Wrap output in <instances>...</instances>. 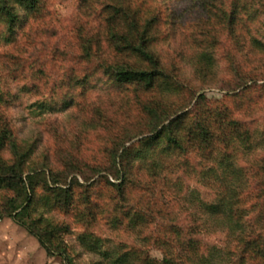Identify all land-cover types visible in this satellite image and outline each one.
Wrapping results in <instances>:
<instances>
[{"label": "trees", "instance_id": "trees-1", "mask_svg": "<svg viewBox=\"0 0 264 264\" xmlns=\"http://www.w3.org/2000/svg\"><path fill=\"white\" fill-rule=\"evenodd\" d=\"M80 1L81 6L87 4L93 9L92 0ZM217 1L192 0V10L197 14L192 18V37L199 43L192 69L203 82L214 72L219 29H226L237 44L247 43L239 39L246 19L242 1ZM45 2L0 0V23L6 28L7 43L15 42L16 29L22 27L26 18H44ZM147 3V0H103L96 11L98 24L94 28L78 26L81 58L94 67L92 72L88 68L69 80L76 92L65 107L76 106L83 113L80 123H74L64 133L65 139L55 137L67 141V149L75 150L73 155L66 154L62 168L52 167L49 156L44 158L45 166L37 167L38 142H19L0 108V191L11 193L0 202V221L12 218L35 236L48 254L64 256L68 261L65 236L72 232L70 224L38 213L39 209L57 210L82 224H98L107 217L101 200L108 189L115 191L117 195L113 196H118L123 204L109 218L111 228L117 230L125 220L135 228L150 212L160 213L162 219L174 213L159 208L172 199V192L163 187L169 186L171 170L187 174L198 170L209 173L217 165L236 168L241 148L253 152L262 143L254 128L235 115L233 109L224 102L217 105L204 94L197 97L198 88L184 80L180 67L166 66L157 44L160 34H167L161 25H167L170 16L162 10L155 12ZM185 15L180 12V19L184 21ZM160 18L164 21L161 25ZM250 40L252 48L256 44L264 47L263 42L252 37ZM101 74L107 76L114 90L105 100L90 101L88 94ZM2 101H7L4 96H0ZM52 131L56 136L57 130ZM7 148L12 149L9 157L2 155ZM256 176L254 189L264 200V157ZM173 185L176 187V182L168 188ZM133 200L139 203L134 204ZM239 211L230 201L204 206L207 218L224 214L237 227L241 261L248 262L254 253L264 249V238L253 235L255 226L246 225L244 213ZM165 230L163 237L155 240L161 245L162 260L149 257L147 251H137L135 246L118 252L104 249L108 240L94 231L85 230L78 241L88 250L102 252L111 264L210 263L199 250L197 240L191 237L197 230H192L189 237L183 235L181 240L177 223H170ZM169 234L173 236L167 238ZM175 238L188 244L194 256L174 251ZM141 239L148 241L145 237Z\"/></svg>", "mask_w": 264, "mask_h": 264}, {"label": "rangeland", "instance_id": "rangeland-1", "mask_svg": "<svg viewBox=\"0 0 264 264\" xmlns=\"http://www.w3.org/2000/svg\"><path fill=\"white\" fill-rule=\"evenodd\" d=\"M221 1L230 3L233 0L217 2ZM241 1L246 19L242 23L239 39L247 43L237 44L226 29H219L216 64L206 82L196 77L192 69L199 44L192 37V18L197 15L192 10V0H147L146 5L155 12L162 10L170 16L165 15L167 25L161 23L164 22L162 18L159 19L167 34H160L157 50L166 66H179L183 79L198 88L197 97L204 94L217 105L224 102L233 109L235 115L254 128L256 138L262 139L261 145L253 152L241 148L235 163L238 167L234 164L236 168L217 165L209 173L198 170L187 174L171 170L168 174L171 180L169 186L163 184V187L172 192V199H168L165 207L160 204L159 208H168L175 214L162 219L160 213L150 212L135 228L127 220L117 230L111 228L109 218L123 204L118 196H113L116 192L108 189L104 190L106 192L101 200L107 217L105 215V220L98 224H82L57 210L39 209L38 213L44 212L49 218L70 224L72 232L65 236L69 261L64 256L48 254L35 236L12 218L4 217L0 221V264H111L102 252L88 250L80 244L78 236L85 230L94 231L107 239L104 249L118 252L135 246L137 251H147L149 257L162 260L161 245L155 240L163 237L165 227L170 223L179 226L180 240L183 235L189 237L192 230L198 231L191 237L197 240L205 258L210 259L209 264H264V249L254 253L248 262L241 261L238 229L227 221L224 214L215 219L204 215L206 204L230 201L235 209L244 213L246 225L255 226L253 235L264 238V200L257 196L258 190L254 189L256 171L264 157V47L256 44L254 49L250 46L251 37L264 44V0ZM92 3L93 9L87 4L81 6L80 0H46L44 18H26L22 27L16 29L18 35L13 43L5 41L6 28L0 23V96L7 100L0 103V108L19 142H38L35 165L39 168L43 164L45 166L46 156L52 159V167L62 168L66 154H75V150L66 148L67 141L62 142L55 137L60 135L65 139L64 133L81 121L83 110L79 113L76 106L65 107V104L76 92L69 84L72 75L85 73L88 68L92 72L94 67V64L81 58L83 50L76 32L80 24L94 28L98 22L96 11L103 0H92ZM180 12L186 13L184 21L180 19ZM195 34L197 36V32ZM94 86L88 94L90 101L105 100L114 90L107 82V76L102 74ZM53 129L58 132L56 136L52 134ZM10 150H3L2 155L9 157ZM173 182H176V187L173 185L169 189ZM10 194L0 191V202ZM133 203L139 201L133 200ZM173 215L177 219H172ZM170 236L173 235L166 237ZM143 237L148 241H143ZM172 244V249L179 254L194 256V250L188 244L178 242L177 238Z\"/></svg>", "mask_w": 264, "mask_h": 264}]
</instances>
